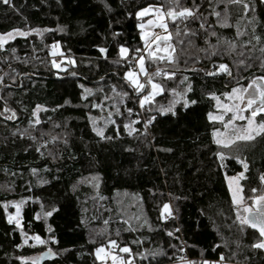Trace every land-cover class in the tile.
<instances>
[{"label": "trees", "instance_id": "trees-1", "mask_svg": "<svg viewBox=\"0 0 264 264\" xmlns=\"http://www.w3.org/2000/svg\"><path fill=\"white\" fill-rule=\"evenodd\" d=\"M196 3L199 19H168L175 63L145 66L176 74L154 77L164 91L142 108L147 89L136 92L125 78L141 54L135 50H143L136 13L150 5L166 11L170 0H0L1 34L35 32L0 47V264H25L20 257L31 264L49 249L55 257L39 264H102L96 249L112 240L131 264H201L221 256L264 264L263 250L252 247L259 233L236 219L243 206L233 204L225 181L244 171L245 205L264 195V134L223 148L213 137L223 125L208 119L217 111L212 94L222 99L264 76V3L243 0L247 11L228 0ZM180 6L192 7V0ZM186 28L195 35H184ZM55 44L63 69L52 63ZM120 46L129 49L127 58L119 57ZM221 64L231 75L216 72ZM170 104L175 115L159 111ZM122 196L133 201L134 225L122 218ZM21 201L17 227L8 222L9 206ZM37 235L44 244L32 239Z\"/></svg>", "mask_w": 264, "mask_h": 264}, {"label": "snow or ice", "instance_id": "snow-or-ice-1", "mask_svg": "<svg viewBox=\"0 0 264 264\" xmlns=\"http://www.w3.org/2000/svg\"><path fill=\"white\" fill-rule=\"evenodd\" d=\"M2 2L5 5L10 4V0H2ZM262 3H264V0H261ZM170 3L172 6H170L166 11L162 7H155L148 6L136 13V16L138 18L148 15L149 13L155 14L154 20H149L148 25L154 28H159L162 30V33H155V32H145L144 29L146 25L144 23H140L138 27L141 29V39L144 41V52H147V59L151 60L153 63H156L159 65L161 62L167 63V64H174L175 63V57L172 55L173 52H175V48L172 46V44L169 42L171 40L172 33L169 32L168 23L167 20L170 19L173 22L180 20L181 22L188 21V20H195L199 19V5L196 3V0H192V7H181L180 6V0H170ZM228 3L230 4H243V8L245 11L248 10L249 5L246 3H243V0H228ZM179 8L177 11L176 9ZM217 18L220 17L219 12L214 13ZM201 28H204V24L202 23L200 25ZM16 34L24 36L27 35V33L20 31L19 29L14 30ZM38 31V30H37ZM179 28L177 27V35H179ZM195 35V33H192L191 30L187 29L184 32V35ZM212 35H215V33H212ZM6 36L9 39L14 38L13 33L9 32L6 34ZM254 39L259 40V37H254ZM5 43L4 36H0V47L3 46ZM153 45H155V48H153ZM171 49V51H169ZM101 52H106V49H100ZM137 53H141V49L135 50ZM264 51V49H262ZM129 53V49L126 47L121 46L119 50V54L121 58H127ZM55 54V53H54ZM145 60L146 57L143 54H139L136 58L135 63L138 65V72L135 70H129L125 74V78L130 82V84L133 86L134 91L141 92V90L145 89V83H141L139 76L143 75L145 77L146 83L151 86V91L148 92L147 95H143L140 99V106L143 108L145 104H150L154 97L156 95L161 94L164 91V87L162 83H156L154 82L153 78L156 76H162L167 79H171L173 76H175V71H171L168 69L161 68L159 66L156 67L154 72L149 73L145 66ZM243 63V61H241ZM58 67V65H56ZM220 69L224 72H228L229 75L231 73L228 70V67L224 64H221ZM214 72H208L207 75H215ZM186 79V78H185ZM192 87L189 84L187 86V91H191ZM88 91V90H86ZM173 95H183V93H177L175 89H172ZM127 95V93H125ZM213 98L217 99L218 106H222L225 112L231 113V118L227 120V122L224 123L223 127L226 130L224 133H221L218 129L213 131V137L214 142L218 145H221L223 148H229L233 145H236L238 142H247L252 141L255 139L256 136L264 134V119H261L259 122H257L256 117L260 113H264V76H260L257 78H254L251 83L248 84V86L245 87H235L232 89L231 93H227V99L231 101L230 104H219V98L215 97L214 94ZM87 98L86 96L84 97ZM174 103V102H173ZM189 101H185V107H187ZM191 104H195L196 101L192 100L190 101ZM39 107V106H38ZM7 110V109H6ZM129 112L132 110L129 109ZM159 111L162 114L166 113H172L175 115L173 104H170L168 107H161ZM245 112H250V115L245 116ZM14 115V113H13ZM35 115V113H34ZM11 118V117H10ZM152 120L155 119V117L151 118ZM208 119L213 121H224L223 115H212V113L208 114ZM241 120V121H247L246 126L243 127H236L234 125V121ZM39 123V121H36ZM147 123H151V120H149ZM147 126V124H146ZM125 128L129 130V134H131L134 129H131L129 125H125ZM231 128V133L229 134L227 132L228 129ZM94 131H96V134L102 138H104V130L102 128H94ZM217 155L221 160L225 158V154L223 152H218ZM241 164H243V167L245 171L248 169V164L240 160ZM35 171V170H33ZM239 178H244V173H239ZM261 181L264 182V175H261L260 177ZM229 189L232 191V202L233 204L242 207L243 215L240 213V211L237 212L236 219L240 222L241 226L247 225L251 227L252 229H255L259 233L260 239L255 242L252 247L256 249H262L264 250V195H259L252 197V206L245 205L244 197L240 195L242 192V186L239 185L238 179L236 177L229 178ZM236 183V189H232V183ZM253 192H256V189H252ZM23 201L20 203H17L15 205L16 207V215L15 217L9 216L8 222L15 223L17 227H21L20 224V207ZM165 211L168 212L169 215H171V212L169 211V205H164ZM55 211V209H53ZM46 216H51L52 212H46ZM37 219H39V216H37ZM179 231V229H177ZM169 236L172 235L171 232L168 233ZM37 243L44 244L45 241L42 240L38 235L32 237ZM28 241L27 239L24 240V243L26 244ZM110 244L114 247L116 246V241L112 240L110 241ZM121 252L124 253H130L131 249L128 247L120 248ZM101 253H105V256H101ZM49 255H54L52 253L51 249H49ZM96 255L98 259H105L107 256V253L105 252V249L103 247L96 249ZM155 255V253H153ZM22 261H25V264H27V258L20 257ZM223 256H221V262L223 261ZM113 264H131V261H126L121 257L118 256H112ZM31 264H39L38 258H32ZM186 264H195L194 261H187ZM201 264H212V262L203 260L201 261ZM217 264H220V262H217Z\"/></svg>", "mask_w": 264, "mask_h": 264}, {"label": "rangeland", "instance_id": "rangeland-1", "mask_svg": "<svg viewBox=\"0 0 264 264\" xmlns=\"http://www.w3.org/2000/svg\"><path fill=\"white\" fill-rule=\"evenodd\" d=\"M147 7H148V6H147ZM144 8H145V7H144ZM153 8H155V7L153 6ZM141 9H143V8H141ZM141 9H139L138 11H140ZM138 11H137V12H138ZM139 19H140V21H139V23L137 24V27H138V25H139L140 23H144V24L146 25V27H145V29H144L145 32H154V30H157V31H158L157 33H162V30H161V29H159V28H154V27H151L150 25H148V21H149V20H154V19H155V14H154V12H153V13H149V14L146 15V16L140 17ZM167 22H168V20H167ZM20 31L27 33V35L21 36V35L16 34V32H15L14 30H11V31H9V32H12V33H13V37H14V38L9 39V38L6 36V34L9 33V32H7V33H3V34L0 33V36H4V38H5V43H4L3 45H5L7 42H10V41H12L13 39H15V38H17V37H25V36H28V35L30 36V35H33V34L35 33V32H33V31H24V30H20ZM138 31H139V35H140V39H141V29H140L139 27H138ZM141 42H142V49H144V41H143L142 39H141ZM169 42H170V43L172 44V46H173L172 41L170 40ZM120 47H121V46H120ZM120 47H119V49H118V53H119ZM123 47H124V46H123ZM173 47H174V46H173ZM126 48H127V47H126ZM153 48H155V45H153ZM169 51H171V49H169ZM54 53H55V54H54ZM173 53H174V52H173ZM173 53H172V55H173ZM141 54L145 55V57H146L145 64H146L147 61H151V60L147 59V52H144V51L142 50ZM128 56H129V53H128ZM119 57L121 58L120 54H119ZM51 59H52V63H53V65H54V67H56V68H61V69L64 68V67H62L61 60H62V59L65 60V58H64L62 55H60L59 47H58L56 44H55V46H53ZM121 59H124V58H121ZM135 60H136V59H135ZM135 60H134V61H135ZM56 65H58V67H57ZM129 70H135V71L138 72V65H137L136 63H133L132 68L129 69ZM129 70H127V72H128ZM127 72H126V73H127ZM216 72H219V73H226V72H224L223 70H221L219 66L216 68ZM256 78H257V77H256ZM139 79H140L141 83H145V88L147 89V91H146V93H144L143 95H147L148 92L151 91V86H150L149 84L146 83L145 77H144L143 75H140V76H139ZM127 81H128V80H127ZM128 82H129V81H128ZM154 82H155V81H154ZM129 83H130V82H129ZM130 85H131V84H130ZM247 86H248V85H247ZM247 86H246V87H247ZM131 87L133 88L132 85H131ZM237 87H238V86H237ZM246 87H245V88H246ZM232 89H233V88H232ZM232 89H231L228 93H231ZM141 91H142V90H141ZM136 92H137V91H136ZM143 95H142V96H143ZM142 96L140 97V99L142 98ZM156 96H157V95H156ZM230 103H232V102L229 101V100L227 99L226 94L223 96L222 99H219V104H220V105L230 104ZM145 105H148V104H145ZM215 107H216L217 111H216L215 114H212V115H214V116H216V115H223V116H224V121H218V120H216V121H218V122H220L222 125H224V123L227 122V120L231 118V115H232V114H231V113H228V112H225L222 106H218V104H217V100H216ZM43 110H44V109L41 108V107H37V108L34 110L35 115H34V113H33V117H34V119H35L36 121L38 120V115H39ZM249 114H250L249 112H245V113H244L245 116H248ZM233 123H234V125H235L236 127H243V126H246L247 121H246V120H245V121L236 120V121H234ZM225 131H226V130H225L224 127H223V130L220 131V132H221V133H224ZM227 132L230 134V133H231V128L228 129ZM242 172L244 173V171H242ZM240 173H241V172H240ZM231 177H236V178L238 179L239 185H240V181H241L242 178H239V173L234 174V175H229V176H226V177H225L226 185H227V188H228V191H229V193H230L231 200H232V191L229 189V183H230L229 178H231ZM236 186H237L236 183L233 182V183H232V189L235 190V189H236ZM240 195H241V193H240ZM116 199H118L116 203L119 205L120 208H122V210L120 209L121 212H122V218H123L124 220L127 221V224H132V225H134L135 223H137V222H136V220H137L136 216H134L133 213H130L131 208H132L133 201L128 200L126 196L117 197ZM19 203H20V202H19ZM16 204H17V203H12L11 206H9V207L12 208V210H13L12 213H11L9 216H13V217H15V215H16V207H15V205H16ZM234 205H235V204H234ZM235 206L238 207L237 205H235ZM21 207H22V204H21ZM21 207H20V217H19V218H20V222H21ZM239 207H240V206H239ZM169 211H170V210H169ZM163 213L166 214V213H168V212L165 211V209H163ZM132 215H133V216H132ZM9 216H8V217H9ZM14 224H15V223H14ZM35 242H36V241H35ZM36 243H37V242H36ZM103 248L105 249V252L107 253V256L105 257V259H99V260L103 261L102 264H113L112 256H118V257H121L119 254L116 253V250H117L116 246L114 247L113 245H111V244L109 243L106 247H103ZM120 252H121V251H120ZM118 253H119V252H118ZM37 256H38V254H37L36 256L32 257V258H37ZM101 256H105V253H101ZM121 258H123V257H121ZM123 259H124V258H123ZM124 260H125V259H124ZM176 264H180V263H176ZM212 264H215V263L212 262ZM231 264H235V263H231Z\"/></svg>", "mask_w": 264, "mask_h": 264}, {"label": "water", "instance_id": "water-1", "mask_svg": "<svg viewBox=\"0 0 264 264\" xmlns=\"http://www.w3.org/2000/svg\"><path fill=\"white\" fill-rule=\"evenodd\" d=\"M48 253H49V251H46V252H44V253L41 254V256L39 258V263L43 259H53L55 257V255H49Z\"/></svg>", "mask_w": 264, "mask_h": 264}, {"label": "built area", "instance_id": "built-area-1", "mask_svg": "<svg viewBox=\"0 0 264 264\" xmlns=\"http://www.w3.org/2000/svg\"><path fill=\"white\" fill-rule=\"evenodd\" d=\"M155 33H157L158 31L157 30H154ZM135 60V59H134ZM133 60V63H135V61ZM217 262H220V264H231V263H227V262H221L220 260L219 261H214L213 263L217 264Z\"/></svg>", "mask_w": 264, "mask_h": 264}, {"label": "crops", "instance_id": "crops-1", "mask_svg": "<svg viewBox=\"0 0 264 264\" xmlns=\"http://www.w3.org/2000/svg\"><path fill=\"white\" fill-rule=\"evenodd\" d=\"M250 113V112H249ZM260 114H264V113H260ZM250 115V114H249ZM257 231V230H256ZM258 232V231H257ZM263 252H264V250H263ZM187 261H191V260H189V259H187V260H184V261H181V262H179L180 264H186V262Z\"/></svg>", "mask_w": 264, "mask_h": 264}]
</instances>
